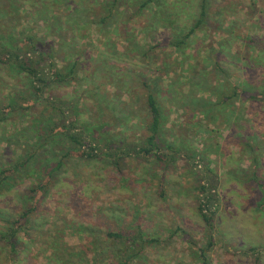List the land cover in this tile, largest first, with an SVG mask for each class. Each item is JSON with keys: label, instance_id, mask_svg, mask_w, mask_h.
<instances>
[{"label": "rangeland", "instance_id": "1", "mask_svg": "<svg viewBox=\"0 0 264 264\" xmlns=\"http://www.w3.org/2000/svg\"><path fill=\"white\" fill-rule=\"evenodd\" d=\"M44 1L46 5L54 4V0ZM74 1H77V8L83 10L84 14L92 7L91 15H103L107 4L106 0H72L70 3L74 5ZM129 1L124 0L127 4ZM12 3L20 9V15L24 17L19 29L28 28L34 23L38 34L42 36H49V30L42 25L43 21L53 18L55 23H59L66 20V13H73L71 4L65 3L47 7L43 6L42 0H13ZM33 3L41 13L34 15L31 23L29 13ZM168 3L169 9L162 17L167 18L169 31L153 26L151 14L147 11L131 20L130 17L136 10L131 8L135 7L133 0L131 7L126 4L124 9L121 8L120 15L114 20L115 26H110L107 32H103L97 25H87L75 18V31L64 28L61 34L66 39V47L71 48L68 54L71 60H77V53L84 50L79 60L82 67L80 80L77 85L64 88L58 93L78 101L82 98L80 104L86 112L85 118L90 119L92 113H98L99 115H95L97 120L90 119L96 123L98 119L103 121L102 112L113 111L115 118L111 119L110 129L112 132H122L123 136L128 137L143 132L145 114L142 116L140 113L146 111L143 110L144 90L140 86V80L146 75V78L151 80L152 87L158 90L160 104L167 116L164 124L166 141L184 152L206 151L204 156L220 177L221 204L217 222L219 236L210 253L212 264H256L253 254L248 252L250 248L260 250L258 256L260 263L264 264V208L258 206L259 200H263L264 196L256 184L241 178L243 176L239 171L244 172L252 163V155L249 151H242L236 144L238 137L250 138L256 155L260 157L258 179L264 183V105L256 108L255 114L259 113V116L254 124L239 117L243 115L244 110L241 101L238 102L241 113L231 132L234 123L229 119L230 110L221 111L223 123L215 128L210 124L206 125L202 114L204 112L189 103L190 99L196 101V98L207 97L205 89L212 90L211 88L221 85L218 89L224 91L225 79L235 84L246 82L245 88L252 92L264 88V0H209L208 21L189 40V46L183 53L161 46L155 51L151 60L160 63L157 66L162 72L159 78H155L154 71H150V64L142 58L144 51L161 45L165 38L176 35L174 33H187L199 18L200 0H168ZM48 10L49 12L45 13ZM125 28H128L129 32ZM135 45L139 46V54L132 52ZM219 60L225 75L216 71V63ZM183 83L190 87H185ZM22 84L24 86L11 72L4 71L0 74V107L5 105L7 96L17 87L20 89ZM199 106L202 110L203 104L200 103ZM244 108L246 111L245 105ZM25 119L11 122L9 128L0 127V165L6 166L9 163L13 155L11 143L16 142V137H5L4 133L13 135L12 133L22 127L18 123ZM114 119L116 122H113ZM184 166L183 161L170 166L167 178L170 180L169 186L174 187L172 190L169 188L171 192L166 195L168 198L160 199L156 192L159 185L156 176L160 175L162 169L153 175L150 169H146L142 176H136L141 170L136 164L129 163L123 177L101 164L87 171L88 176L83 175L78 181L70 177L66 185L71 189L66 186L64 190L61 187L51 191L50 199L45 201L41 209L46 213L42 216L45 218L42 223L51 229L53 235H56V224L67 225V230L61 233L63 241L67 248L74 250L72 252H79V246L84 241L81 242L71 228L83 223L85 227L93 224V227L98 228H93L95 231H110L111 213L99 212L98 208L112 205L115 210L121 207L123 210H129L131 214H136L138 219H143L146 227L152 231L161 230L166 237L175 232V228L182 227L195 241H200L203 224L195 212L198 193L194 185L187 186L195 178L190 177ZM81 174L77 176L80 177ZM152 177H155V180H152ZM31 179L25 178L19 183L16 187L17 194L22 195L29 189L33 184ZM179 190L181 193L178 195ZM20 195L12 201V208H9L7 198H0V208L10 214L18 210L21 212L22 207L19 204L17 206ZM107 214L109 216L103 218ZM179 235L171 240L169 238L168 245L149 248L148 253L140 258V263H195L190 254L185 252L187 244ZM20 236L23 238V233H20ZM35 239L26 240L25 259L21 263L58 264L52 260L54 257L50 249ZM61 256L64 262L72 264H77L81 259L78 256H69L64 251ZM5 258L7 256L4 254L3 260ZM84 261L85 264H99L94 254L85 256Z\"/></svg>", "mask_w": 264, "mask_h": 264}, {"label": "trees", "instance_id": "2", "mask_svg": "<svg viewBox=\"0 0 264 264\" xmlns=\"http://www.w3.org/2000/svg\"><path fill=\"white\" fill-rule=\"evenodd\" d=\"M70 1L72 0H54V4L46 5V2L42 0V4L46 5L45 7L57 6L58 3L69 5ZM12 2L13 0H0V74L4 71L11 72L14 78L24 83V86L22 84L20 89L17 87L11 92L6 98L5 105L0 107V127L9 128L11 122L26 119L18 123L22 127L17 129L16 133H12L13 135L4 133L5 137H16L14 139L16 142L11 143L13 155L9 163L6 166L0 165V198H7L10 203L9 208H12V201L20 195L16 192L19 183L25 178H32L33 184L20 195L21 199L17 206L19 204L22 207L21 212L18 210L10 214L4 208H0V264H22L21 261L25 259L26 240L35 238L50 249L54 257L52 260L58 264H72L63 261L62 251L69 256L80 257L77 264H85L84 259L88 254H94L99 264H139L140 258L148 253L149 248L168 245L171 238L179 234L183 242L187 244L185 252L190 254L195 262L193 264H212L210 253L217 244L219 236L217 222L221 204V180L211 168L208 158L204 156L206 151L184 152L173 143L166 141L164 124L167 116L160 104L158 90L152 87L151 80L146 78V75L140 80V86L144 90L143 110L146 111L140 113L142 116L145 114L143 132L131 134L128 137L123 136L122 132L116 133L110 129L111 119L115 118L113 111L102 112L104 122L98 119L96 123L90 119L97 120L95 115H99L98 113L95 115L92 113L90 119L85 118L86 112L80 104L82 98L78 101L58 93L64 88L77 85L82 70L79 60L84 51L77 53L79 56L77 60L70 59L68 54L71 48L66 47V39L61 34L63 29L75 31L74 20L78 18V21L84 24L97 25L103 32H107L110 26H115L114 20L118 18L121 8L124 9L127 3L124 0H106V11L104 10L103 15H91L92 7L84 14L83 10L77 8V1H74L72 2L74 5L71 4L73 13H66L65 21L55 23L51 18L49 21L42 22L46 30H49V36H42L38 34L32 22L33 16L41 13L38 6H35V3L30 5L29 14L32 15L30 20L33 24L28 28L19 29L24 17L20 15V9L18 10ZM133 2L135 7L130 5L132 0L127 4L131 8H136L130 17L131 20L147 11L151 14L153 26L170 30V25L166 23L167 18L162 17L169 9L168 0H133ZM208 7L209 0H200L199 18L187 33H174L176 35L165 38L161 45L144 51L142 58L150 64V71H154L155 78H159L162 73L158 67L160 63L151 60L155 51L161 46L183 53L189 46V40L207 23ZM48 12L49 10L45 13ZM127 26L129 27L128 24ZM125 30L129 32L128 28ZM132 52L139 54V46L135 45ZM60 62H62L61 65ZM216 71L226 74L220 60L216 63ZM224 81L223 86H226L224 91L218 89L221 85L211 88L212 90L205 89L204 93L208 94L207 97L196 98V101L190 99L189 103L204 112L202 116L206 120V125L210 124L215 128L223 123L221 111L230 110L229 119L234 123L230 130L233 132L241 113L237 104L241 101L244 111L239 117L248 119L247 123L255 124L259 116V113L255 114L256 108L264 105V88L261 91L252 92L245 88L246 82L235 84L229 79ZM185 87L190 86L185 85ZM200 103L203 104L202 110ZM229 107L232 109H228ZM113 122H116V119ZM236 141L242 151H249L252 155L250 158L252 163L244 169V172L239 171L243 176L241 178L256 184L264 196L263 180L258 179L260 157L256 155L253 143L250 138L242 137H238ZM178 161H183L186 172L190 177L195 178L187 186L194 185L198 193L195 212L203 224V235L200 241H195L182 227L175 228L176 231L166 237L161 230L152 231L146 227L143 219H138L136 214H131L129 210H123L121 207L115 210L112 205L98 208L99 212L111 213L110 231L106 233L95 231L93 228L96 227H93V224L85 227L83 223L71 228L81 242L84 241L79 246V252H72L74 250L67 248L63 241L61 233L67 230V225L56 224L54 231L56 235H53L51 229L42 223L45 220L42 216L46 213L41 209L45 201L50 199L51 191L61 187L64 190L66 186H69L66 184L69 183L70 177L78 181L83 175H87V171L101 164L123 177L129 163L136 164L141 170L136 176H142L146 169H150L152 175L162 169L160 175L156 176L159 183L156 192L160 199H165L171 192L169 188L172 190L174 187L169 186L170 180L167 178L170 166ZM78 174L81 176L78 177ZM151 179L155 180V177ZM69 189H71L70 186ZM180 193L181 190L177 194ZM15 194L17 195L11 197ZM258 206L264 208V197L263 200H259ZM108 216L107 214L103 218ZM181 218L185 221L183 216ZM20 233H23V238ZM36 250L39 249L36 248ZM248 252L253 254L256 264H261L258 256L260 250L250 248ZM4 254L7 258L3 260Z\"/></svg>", "mask_w": 264, "mask_h": 264}]
</instances>
